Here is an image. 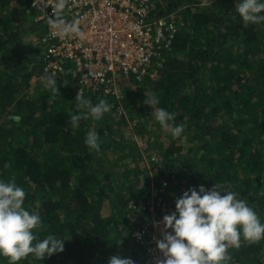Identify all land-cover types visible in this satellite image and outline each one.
Returning a JSON list of instances; mask_svg holds the SVG:
<instances>
[{
  "label": "trees",
  "instance_id": "obj_1",
  "mask_svg": "<svg viewBox=\"0 0 264 264\" xmlns=\"http://www.w3.org/2000/svg\"><path fill=\"white\" fill-rule=\"evenodd\" d=\"M153 1L157 17L177 19L173 52L153 78L119 86L120 99L79 94L111 108L73 127L69 118L86 110L77 108L72 77L56 80L53 94L41 79L43 50L30 38L45 22L31 21V0H0V180L25 190V207L42 220L38 240L67 239L62 253L19 264H108L114 255L146 264L148 242L136 234L161 215L150 211L153 190L168 215L189 188L216 184L264 223V23L245 27L240 0ZM157 108L175 114L179 137L161 128ZM90 131L99 152L84 143ZM227 253V264H264V240L241 237Z\"/></svg>",
  "mask_w": 264,
  "mask_h": 264
},
{
  "label": "clouds",
  "instance_id": "obj_2",
  "mask_svg": "<svg viewBox=\"0 0 264 264\" xmlns=\"http://www.w3.org/2000/svg\"><path fill=\"white\" fill-rule=\"evenodd\" d=\"M65 6L66 0H59L58 14ZM235 11L245 27L264 23V0H240ZM52 23L60 29L62 36L79 32L76 22L60 20ZM34 81L33 85L37 79ZM46 86L53 94H58L55 79L49 77ZM78 101L77 108L86 111L69 118L73 127L79 126L82 116L99 120L111 108L103 99L92 104L79 93ZM158 103V99H153L148 106L151 108ZM154 116L161 128L173 137L183 133L184 126L174 124V113L157 108ZM84 143L90 151H100V138L96 132H88ZM25 198V190L14 180H0V257H6L8 264H19L30 255L44 261L62 253L67 240L52 235L38 240L34 230L41 228L42 220L38 213H30L25 207ZM163 224L164 233L157 241V248L164 257L161 264H227L230 259L228 248H240L241 237L248 243L264 240V223L254 209L246 201L237 199L236 193L224 192L216 184L211 189L200 185L185 191L175 200V211L163 217ZM108 264L134 262L130 258L114 255L109 258Z\"/></svg>",
  "mask_w": 264,
  "mask_h": 264
},
{
  "label": "built area",
  "instance_id": "obj_3",
  "mask_svg": "<svg viewBox=\"0 0 264 264\" xmlns=\"http://www.w3.org/2000/svg\"><path fill=\"white\" fill-rule=\"evenodd\" d=\"M58 3H30V10L39 13L37 20L46 25L44 33L31 36L43 50V81L49 77L61 80L69 73L80 95L102 92L120 99L119 86H128L131 79L141 83L146 77L153 78L173 52L179 30L177 19L175 15L157 17L153 0H66L59 14ZM60 20L76 22L79 32L60 35V29L52 23ZM118 111L125 113L123 107ZM157 194L153 190L150 211L155 213L159 208L161 215L136 234L140 242H148L146 264H161L164 259L157 241L165 230L163 217L169 203L161 202V198L156 203Z\"/></svg>",
  "mask_w": 264,
  "mask_h": 264
},
{
  "label": "rangeland",
  "instance_id": "obj_4",
  "mask_svg": "<svg viewBox=\"0 0 264 264\" xmlns=\"http://www.w3.org/2000/svg\"><path fill=\"white\" fill-rule=\"evenodd\" d=\"M39 16V13L37 12V11H35V10H32L31 11V16H29L30 17V19H31V21H33L34 19H36L37 17ZM35 80V79H34ZM32 81V82H35V81ZM134 140H136V138L134 137L133 138ZM137 142V144L139 145V147H143L144 146V142H143V140L142 141H136ZM143 144V145H142Z\"/></svg>",
  "mask_w": 264,
  "mask_h": 264
}]
</instances>
